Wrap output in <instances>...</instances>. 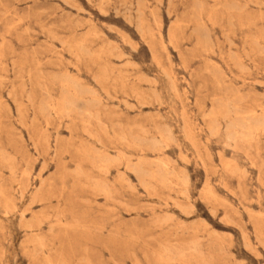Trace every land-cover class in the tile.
Returning a JSON list of instances; mask_svg holds the SVG:
<instances>
[{
	"label": "rangeland",
	"instance_id": "obj_1",
	"mask_svg": "<svg viewBox=\"0 0 264 264\" xmlns=\"http://www.w3.org/2000/svg\"><path fill=\"white\" fill-rule=\"evenodd\" d=\"M0 264H264V0H0Z\"/></svg>",
	"mask_w": 264,
	"mask_h": 264
},
{
	"label": "bare ground",
	"instance_id": "obj_2",
	"mask_svg": "<svg viewBox=\"0 0 264 264\" xmlns=\"http://www.w3.org/2000/svg\"><path fill=\"white\" fill-rule=\"evenodd\" d=\"M139 1H140V0H139ZM225 3H226V2H225ZM236 3H237V2H236ZM237 4H239V3H237ZM226 5H227V4H226ZM201 7H202V6H201ZM144 8H145V7H144ZM216 8H217V7H216ZM216 8H215V9H216ZM242 9H243V8H242ZM216 10H217V9H216ZM233 10H235V9H233ZM147 11H148V10H147ZM194 11H195V9H194ZM200 11H201V10H200ZM151 12H152V11H151ZM226 13H227V12H226ZM142 16H143V14H142ZM229 17H230V16H229ZM198 18H199V16H198ZM200 19H201V18H200ZM228 19H229V18H228ZM231 20H232V18H231ZM220 21H221V20H220ZM231 23H232V22H231ZM199 25H200V24H199ZM199 25H197V26H199ZM139 26H140V24H139ZM139 26H138V27H139ZM158 26H159V24H158ZM199 27H200V26H199ZM201 27H202V25H201ZM201 27H200V28H201ZM139 28L141 29V27H139ZM139 28H138V29H139ZM204 28H205V26H204ZM140 29H139V30H140ZM201 31H202V30H201ZM204 31H205V30H204ZM148 38H149V37H148ZM244 42H245V41H244ZM80 45H81V44H80ZM257 49H258V48H257ZM210 51H211V50H210ZM105 53H106V52H105ZM110 54H111V53H110ZM110 56H111V55H110ZM76 58H78V57H76ZM154 58H155V56H154ZM78 59H79V58H78ZM69 69H70V68H69ZM211 69H212V68H211ZM68 71H69V70H68ZM69 73H70V72H69ZM105 77H106V76H105ZM93 78H94V77H93ZM126 80H127V79H126ZM67 81H68V80H67ZM223 83H224V82H223ZM230 84H231V83H230ZM222 85H224V84H222ZM232 85H233V84H232ZM223 87H224V86H223ZM234 88H235V87H234ZM63 91H64V89H63ZM227 93H228V92H227ZM69 94H70V93H69ZM63 96H64V95H63ZM67 98H68V97H67ZM62 99H63V98H62ZM90 101H91V100H90ZM242 101H243V100H242ZM62 102H63V101H62ZM88 102H89V101H88ZM79 103H80V102H79ZM65 104H66V105L68 104V106H70V105L72 106V105H73V102H72L71 100L66 99V100H64V102H63V105H65ZM91 104H92V103H91ZM75 105H76V104H75ZM73 106H74V105H73ZM73 106H72V107H73ZM74 108H76V107H74ZM71 110H72V109H71ZM232 110H233V109H232ZM259 111H260V110H259ZM64 112H65V111H64ZM64 112H63V113H64ZM233 112H234V111H233ZM67 114H68V113H67ZM253 114H255V113H253ZM251 115H252V114H251ZM245 116H246V115H245ZM231 118H232V117H231ZM223 119H224V118H223ZM251 122H252V121H251ZM218 126H220V125H218ZM227 127H228V126H227ZM219 128H220V127H219ZM245 132H247V131H245ZM248 133H249V132H248ZM231 135H232V134H231ZM231 135H230V136H231ZM235 136H236V135H235ZM237 137H238V136H237ZM242 137H243V136H242ZM227 138H228V137H227ZM229 138H230V137H229ZM238 139H239V138H238ZM242 140H243V139H242ZM245 141H246V140H245ZM122 142H123V141H122ZM155 162H156V161H155ZM135 165H136V164H135ZM161 167H162V166H161ZM133 170H134V169H133ZM171 173H172V172H171ZM168 176H169V175H168ZM59 180H60V178H59Z\"/></svg>",
	"mask_w": 264,
	"mask_h": 264
}]
</instances>
